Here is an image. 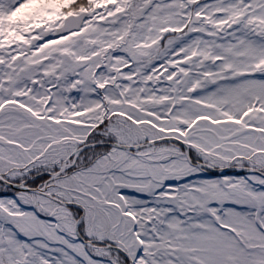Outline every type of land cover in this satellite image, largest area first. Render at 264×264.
I'll return each mask as SVG.
<instances>
[{
    "label": "snow or ice",
    "instance_id": "6c2138e0",
    "mask_svg": "<svg viewBox=\"0 0 264 264\" xmlns=\"http://www.w3.org/2000/svg\"><path fill=\"white\" fill-rule=\"evenodd\" d=\"M0 264H264V0H0Z\"/></svg>",
    "mask_w": 264,
    "mask_h": 264
}]
</instances>
